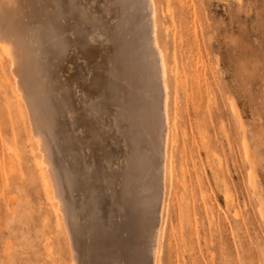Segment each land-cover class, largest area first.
<instances>
[{
	"label": "rangeland",
	"instance_id": "rangeland-1",
	"mask_svg": "<svg viewBox=\"0 0 264 264\" xmlns=\"http://www.w3.org/2000/svg\"><path fill=\"white\" fill-rule=\"evenodd\" d=\"M156 2L158 37L169 60L170 80L172 83L175 78L182 85L176 89L172 85L170 90L169 107L176 132L169 149L170 180L160 264H264V0ZM74 3L76 18L62 11V22L68 27L59 37L61 48L56 46L51 26L46 30L38 18L27 20L28 27L29 20L32 25L36 23L34 28L26 26L27 45L36 51L30 50L28 59L35 63L32 66L44 62L37 66L40 73L36 72L34 85L31 78L23 83V89L32 93L24 92L26 107L30 109L32 103L35 123L43 128L41 121L47 116L38 96L40 92L44 99L49 96L52 133L43 135L54 168L70 175L74 153L72 106L82 109L92 103L105 129L103 145L109 153L114 152L112 168L126 169L133 152L132 126L127 116L119 115L123 98L110 92L115 79L113 66L119 63L117 50L122 45L121 38H116L122 24V17H118L124 14L115 0ZM78 26L86 28L89 54L87 45L73 41ZM45 32L47 36L51 32L49 41L41 34ZM41 49L47 51V63ZM85 83L88 88H83ZM33 86L40 95L34 94ZM84 89L89 92L86 98ZM25 109L9 64L0 52V264H69L70 247L63 227L57 225ZM141 145L147 147L145 141ZM99 153L81 149L80 164L84 154ZM161 153L153 147L150 164L151 180L157 178L151 182V190L157 189L158 201L164 164ZM66 192L77 212V225L72 230L79 254L75 264H88L83 247L90 245L92 238L83 233L84 225L98 213L95 201L103 203L106 195L97 193L94 185L91 192L96 198L90 201L77 189ZM87 202L91 206L88 213L84 211Z\"/></svg>",
	"mask_w": 264,
	"mask_h": 264
},
{
	"label": "bare ground",
	"instance_id": "bare-ground-1",
	"mask_svg": "<svg viewBox=\"0 0 264 264\" xmlns=\"http://www.w3.org/2000/svg\"><path fill=\"white\" fill-rule=\"evenodd\" d=\"M74 1L0 0V52L9 64L14 88L27 111L29 131L33 145L37 151L38 166L42 170L46 190L57 215V225L60 228L63 227L70 247L71 259L69 264H75L79 259V254L75 251L76 246L74 243L76 240H73L74 235L72 234V230L77 225V212L74 211L75 208H71L67 196L69 192L66 191L77 189L83 194L86 193V199L90 201L94 197L96 198L91 192L93 185L97 187V193H104L106 195V199L104 200L106 202L102 203L100 199L95 201L94 205L99 209L98 213L96 215L93 214L90 223L84 225L83 233L87 238L90 234L92 238V241L90 240L91 244H85L83 247V249H86L85 252L87 251L88 264H160L164 210L170 180L171 155L169 149L174 145L176 132V123L171 116L169 107L170 90L172 85L174 89L181 88L182 85L175 78L172 83L170 80L169 60L158 37L157 2L156 0H115V4L122 10L124 15H119L118 17H122V24H119L120 27L118 26L119 33H116L118 35L116 38H121L122 44H118V46L121 45L119 47L121 49L117 50L118 56L116 55L121 66H117L118 61L113 66L114 75L112 77L114 76L115 79L113 78L110 92L112 95H118L119 98H123L119 107V115L121 117L122 115L127 116L132 126L133 152L129 166L127 165L126 169L119 167L118 169L112 168V154L114 152L112 151L111 154L105 149L102 137L105 129L103 125L101 126L100 117H96L98 109H94V107H91L92 103L91 105L89 103V107L84 105L82 109L72 106L74 130L71 133V141L74 153L72 155L73 162L70 166L69 175L63 169L58 170L54 168L51 150L46 136L43 135L44 133L49 135L52 133L51 118L53 117V108L49 104L50 101L46 100L47 97L48 100L50 98L49 96H44V99L42 92H40V95L39 91L37 92L33 86L34 89L32 91L35 90L34 94L40 95L38 96L39 100L40 97L42 98L41 107H44V117L45 115L47 116V118L41 119L42 123H40L43 128H39L35 123L36 119L33 115L32 103L30 109L26 107L28 105L26 98L28 97L25 96L24 92H28L30 96L32 93L28 90L29 88H27L28 91H25V88L23 89V83L28 80L30 81V78L32 82L36 81V72L40 73L37 71V66L42 65L44 62L42 60L40 61L41 64L32 66L31 64L35 63L28 59V53L31 49L28 47L25 39L27 37L25 35L27 20L38 18L43 29L51 26L49 29L52 28V35L57 38L56 46L57 48L59 46L61 48L62 42L59 41V37L62 33L64 34L68 27L67 23L62 22V11H68L71 19L76 18ZM82 13H85V11ZM118 14L121 13L118 12ZM143 18L145 21H142ZM30 20L28 22H31L30 24L32 25L33 23ZM121 20H118V22ZM90 21L94 22L93 19H90ZM116 24L118 23L116 22ZM31 25L29 27L33 26L34 28L36 23L35 25ZM35 28H38V26ZM39 28V32H41V27L39 26ZM85 29L78 26V28L74 29L77 35L75 38L73 37V41L81 43L84 46L87 45L85 42ZM33 32H35L33 34L35 36L37 33L36 29ZM30 33L26 34L30 35ZM50 33L48 36L52 37ZM41 34H44L46 38L48 37L45 35L47 34L46 32ZM41 37L40 40H42ZM49 37L47 38L48 41ZM56 38H53L52 41ZM40 43L42 44L43 42ZM47 43H45V46H47ZM32 44H34V41ZM42 46L44 45L42 44ZM88 48L86 52L89 54L91 51ZM43 49H41L42 53H44L46 48ZM46 55L48 54L43 55L44 60L47 59ZM32 84L34 85V82ZM85 87H87L86 83L83 88ZM38 88L41 90L40 87ZM82 92L84 98L89 96V92L85 89ZM160 93L163 94L162 100H160ZM38 97L35 98L38 99ZM79 131H81V135ZM142 141H145L146 148H143L141 145ZM153 147L161 150L164 159L163 168L161 169L162 195L160 201L155 196L158 193V191L156 192L157 189L151 190V182L157 179L151 180L153 168L150 164ZM83 148H86V150L87 148L98 150L100 153L90 156L84 154L82 164H80L78 153ZM242 148L245 151L247 150L246 142H243ZM124 164L123 166L125 167ZM93 181L94 184L91 185ZM89 203L87 202L85 204L87 208H84V211L87 213L91 210ZM156 206H158L157 210ZM156 217L158 223L154 224Z\"/></svg>",
	"mask_w": 264,
	"mask_h": 264
}]
</instances>
